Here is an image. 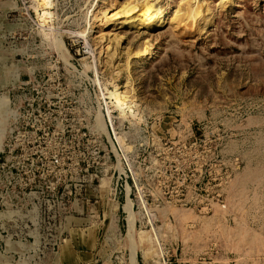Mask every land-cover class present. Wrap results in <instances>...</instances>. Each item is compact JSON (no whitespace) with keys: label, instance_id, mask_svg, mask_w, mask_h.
Returning a JSON list of instances; mask_svg holds the SVG:
<instances>
[{"label":"rangeland","instance_id":"obj_1","mask_svg":"<svg viewBox=\"0 0 264 264\" xmlns=\"http://www.w3.org/2000/svg\"><path fill=\"white\" fill-rule=\"evenodd\" d=\"M118 2L130 5L0 0V148L18 71L22 77L28 70L99 69L138 102L140 168L150 170L151 186L169 177L174 199L179 188L200 180L203 165L201 183L224 203L205 216L164 207L177 218L162 229L170 246L178 236L169 264H264V0H198L200 12L192 17L180 12L178 0H158L163 11L151 28L136 19L117 23L131 16L124 12L110 26L112 11L102 16L101 10ZM104 203V226L70 227L61 242L2 232L0 264H132L133 251L134 264H158L148 237H139L146 243L137 255L133 237V251L127 237L122 251L109 250L102 233L113 205ZM91 229L90 243L75 233L86 238Z\"/></svg>","mask_w":264,"mask_h":264},{"label":"built area","instance_id":"obj_2","mask_svg":"<svg viewBox=\"0 0 264 264\" xmlns=\"http://www.w3.org/2000/svg\"><path fill=\"white\" fill-rule=\"evenodd\" d=\"M22 72L26 75L21 77L18 71L12 85L16 93L9 102L10 118L0 148V235L52 236L61 242L71 234L70 227L104 226V202L109 200L112 223L106 224L102 237L110 251H122L129 198L134 228L150 231L158 258L169 264L179 248L178 236L172 237L170 246L162 229L167 220L177 218L164 207L205 216L224 206L220 192L209 194L201 183L203 165L198 169L200 180L179 188L174 199L166 183L169 177L159 188L151 186L150 170L140 168L138 102L134 97L121 112L123 107L109 95L113 86L108 74L78 68ZM71 216L83 220L78 223ZM9 224L18 229L9 231ZM169 231L174 232L172 227ZM114 243L120 249H112Z\"/></svg>","mask_w":264,"mask_h":264},{"label":"bare ground","instance_id":"obj_3","mask_svg":"<svg viewBox=\"0 0 264 264\" xmlns=\"http://www.w3.org/2000/svg\"><path fill=\"white\" fill-rule=\"evenodd\" d=\"M47 1L49 2V0H44V2H46V3H47ZM129 3H130V5L128 4L129 6L126 5V3L122 4L119 2L116 4H111V7H107L105 9L101 10V15L107 16L106 12H107L108 8L110 9V11H112V14H110V16H109L110 26L116 22V19H117L116 16L122 12L127 13L128 15H131V16H129L123 20L121 18L120 20H118L117 23H120V24L128 23L129 24L130 23L129 20L132 21V20L136 19L139 22V24L143 25V27L145 26L146 28H151V27H154L157 25L158 20H159V18H161L160 16L162 15L161 13L163 11L162 6L158 2V0H129ZM177 3H178V8L180 9V12L181 13H185V12L189 13L190 17L197 15L198 12H200L199 11L200 10V4H199L198 0H178ZM103 19L104 18H102V20ZM127 19H129V20H127ZM94 70L99 71V69H94ZM107 81L109 84H111L113 86V88H111L109 90L110 97L113 98L114 102H116L117 104H119L120 106L123 107L121 109V112H123L125 107L128 104H130L131 101H133V96L130 95L126 90L119 89L121 87L117 83H115V82H117V80L115 82L111 83L112 77L110 75H108ZM113 81H114V79H113ZM7 94H8V92H7ZM99 115H100V124L103 128H105V125H104L102 118H101V112H99ZM6 117H7L6 125H8L9 118H10L9 109L7 110ZM3 131H4V129L2 131H0V134ZM125 209L128 212V214H127L128 227L132 228L133 227V218L135 220V213L133 212V210L131 208V199H129V198H127V202L125 204ZM147 209H148V212H150V209L149 208H147ZM149 214H151V213H149ZM71 217H74V216H71ZM168 222H170V221L167 220L165 222V224ZM142 231H144L143 234H145L148 237L149 245L154 246L153 245V237H152L150 231L146 228L140 227L138 230V234L141 233ZM95 232H96L95 229L89 230L88 233H90V234L86 238H84L85 232H75V233H76L77 237L81 238V239H79L80 241L90 243V241L94 240V237L96 235ZM86 236H87V233H86ZM130 238L132 239V233H130ZM64 239L65 238H62V240H64ZM131 241H132V251H133L134 250L133 249L134 243H133V240H131ZM76 244L80 245V242L78 241ZM69 247L70 246H66L65 248L69 249ZM84 247H86V245H84ZM154 249H155V246H154ZM131 262H132V264L135 263L134 251L131 254ZM158 264H164V263L162 261L158 260Z\"/></svg>","mask_w":264,"mask_h":264},{"label":"crops","instance_id":"obj_4","mask_svg":"<svg viewBox=\"0 0 264 264\" xmlns=\"http://www.w3.org/2000/svg\"><path fill=\"white\" fill-rule=\"evenodd\" d=\"M112 216H113V213L111 214V216H110V218H111V222H112ZM70 218H72L73 220H75L76 222H81L83 219H82V217L81 216H74V217H70ZM135 221V220H134ZM94 224V223H93ZM93 224H88V225H85V226H87V227H85V226H75L74 228H80V229H86V228H89V227H92V225ZM136 230H135V228H134V226H133V231H132V237H133V239H134V241L136 242V247H135V250H136V255H137V247H138V245L140 244V246L141 247H144L145 246V244L144 243H146V241L145 242H142V244L140 243V239H139V237L141 236V237H147L145 234H143L144 233V231H142L141 233H139L138 234V231H137V236H138V240H137V238H136V232H135ZM141 234V235H140ZM71 235H69V237H70ZM69 237H67V238H69ZM127 238H128V242H129V250H130V243H131V241H130V231H129V229H128V231H127ZM136 260H137V262H138V259H137V257H136ZM96 262H97V259H96ZM129 263H130V256H129ZM96 264V263H95ZM138 264H139V262H138Z\"/></svg>","mask_w":264,"mask_h":264}]
</instances>
